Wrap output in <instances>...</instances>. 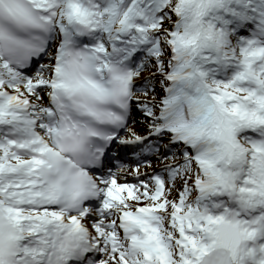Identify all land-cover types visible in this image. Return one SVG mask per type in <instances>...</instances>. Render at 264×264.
I'll use <instances>...</instances> for the list:
<instances>
[{"label": "snow or ice", "instance_id": "1", "mask_svg": "<svg viewBox=\"0 0 264 264\" xmlns=\"http://www.w3.org/2000/svg\"><path fill=\"white\" fill-rule=\"evenodd\" d=\"M0 264H264V0H0Z\"/></svg>", "mask_w": 264, "mask_h": 264}, {"label": "bare ground", "instance_id": "2", "mask_svg": "<svg viewBox=\"0 0 264 264\" xmlns=\"http://www.w3.org/2000/svg\"><path fill=\"white\" fill-rule=\"evenodd\" d=\"M151 74H152V73H150V72H145V73L142 74L141 79H142L143 77H147V76H149V75H151ZM140 82H141L140 79H138V80L136 81L137 85H139ZM155 88H157L156 84H155ZM156 91H158V92H155V95H156L157 97H159L161 94H163V91H161L160 88H157ZM141 96H142V95H141ZM138 114H139V113H138ZM142 121L145 122V118H143ZM142 126H144V125H142ZM138 127H139V126H134V125H133L132 127L130 126V129H131V130H134V129H138ZM146 169H147V170H148V169L150 170V169H152V166H151V167H146ZM129 179H130V178H129ZM129 181H130V182H129ZM120 182H123V178H121V181H120ZM127 182L132 183L133 180H127ZM133 183H134V182H133Z\"/></svg>", "mask_w": 264, "mask_h": 264}, {"label": "rangeland", "instance_id": "3", "mask_svg": "<svg viewBox=\"0 0 264 264\" xmlns=\"http://www.w3.org/2000/svg\"><path fill=\"white\" fill-rule=\"evenodd\" d=\"M145 72H150V71H145ZM145 72H144V73H145ZM150 73H151V72H150ZM156 86H157V88H160L161 91H163V89L161 88V86H160V84H159L158 82L156 83ZM157 88H156V89H157ZM156 92H158V91H156ZM162 95H164V92H163ZM149 98H155V95H154V97H153V96H149ZM141 115H142V114H141Z\"/></svg>", "mask_w": 264, "mask_h": 264}]
</instances>
